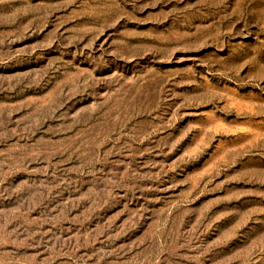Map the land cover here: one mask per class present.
Here are the masks:
<instances>
[{
    "label": "rangeland",
    "instance_id": "374dc122",
    "mask_svg": "<svg viewBox=\"0 0 264 264\" xmlns=\"http://www.w3.org/2000/svg\"><path fill=\"white\" fill-rule=\"evenodd\" d=\"M0 264H264V0H0Z\"/></svg>",
    "mask_w": 264,
    "mask_h": 264
}]
</instances>
